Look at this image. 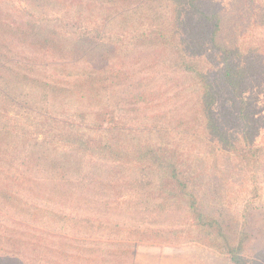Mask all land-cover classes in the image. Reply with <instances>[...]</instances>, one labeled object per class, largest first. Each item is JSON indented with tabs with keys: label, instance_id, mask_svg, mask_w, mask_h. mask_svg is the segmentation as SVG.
I'll use <instances>...</instances> for the list:
<instances>
[{
	"label": "trees",
	"instance_id": "16d2710c",
	"mask_svg": "<svg viewBox=\"0 0 264 264\" xmlns=\"http://www.w3.org/2000/svg\"><path fill=\"white\" fill-rule=\"evenodd\" d=\"M5 1L0 0V138L13 132L21 136L24 132L20 125L10 124L6 117L8 110L16 107L30 111L35 108L40 113H55L68 117L66 119L77 115L86 119L85 108L68 111L62 107L56 111L51 102L57 99L60 103L68 101L81 107L104 98L105 105L111 106L107 112L116 111L117 105H122L120 110L131 121H142L149 113L140 107L141 104L159 101L155 92L163 86L160 94H164V107L161 113L152 116L154 129L144 125L143 131L169 134L156 143L164 149L155 160L172 155L155 164L159 169L156 177L148 175L142 167L139 174L145 177L142 182L154 185L148 193L159 199V207L170 209L183 203L182 208L187 210L185 221L191 218L189 225L194 233L182 237L172 231L168 233L173 235L168 236L162 230L148 229L145 217H139L141 221L138 222L131 217L122 219L126 235L115 241L111 234L117 223L109 217L106 221L98 218L94 199L87 195L92 187L99 185L106 191L116 183L99 182L96 176L91 178L81 170L69 192H57L58 186L50 183V180H57L52 178L35 185L41 190L42 199L34 202L20 191L25 183L23 175L8 168L16 175L13 180L0 183V211L12 214L15 221L5 217L0 221V264H137L134 260L136 246L130 239H152L162 243L187 240L229 255L232 264H246L248 256L243 254L246 235L239 231L234 239L230 238L232 234L224 231L223 218L217 219L215 213L210 215L202 211L203 201L211 208L215 205H211V197L203 195L200 185L206 184L203 175L208 165L216 163L215 157L220 154L226 155L223 150L228 147L239 150L234 156L239 159L248 156V152L257 151L253 143L233 148L232 135L225 137V134H238L249 142L252 133L258 132V126H264V120L256 117L255 109L256 89L264 82V55L255 47H238L241 42L237 39L235 46H230L232 48L212 39L217 30L225 34L228 30L234 32L233 26L243 20V15H249V12L244 13V6L255 4V0H232L228 14L218 13L206 0H80V4L74 3L75 0H20L25 4L22 14L12 6L3 8L7 6ZM100 3L107 10L104 15L98 8ZM185 4H189L188 12ZM251 8L253 12L260 11L259 6ZM14 12L20 19L13 16ZM71 13L80 15L85 21L94 20L96 14L109 21L127 14L136 20V26L145 24V29L138 31L135 38L147 49H157L158 45L148 44L155 41L150 38L156 37L160 38L162 46H169L168 62L166 55H155L148 63H137L132 58L128 59L127 67L109 64L117 47L104 35L98 36L95 24L92 29L95 39L84 44V40L93 36L89 29V32L78 34L84 37L82 42L74 40L69 45L61 31L65 26L63 20ZM255 17L262 21L264 14ZM195 18L199 21L195 22ZM243 25L239 26L240 35L246 28ZM179 28L186 39L179 36ZM97 40L102 43L97 45ZM239 48L247 51L240 52ZM97 58L103 59V68L96 65ZM165 63L166 68H155ZM176 67L179 68L176 70ZM136 71L140 77L130 80ZM158 72L164 77L163 84L168 82L167 86L151 85L145 90L144 80L154 78L152 75ZM246 88L249 89L246 91ZM145 91L150 93L147 99ZM23 104L26 106L22 107ZM133 104L137 106L132 107ZM219 104L216 116L213 106ZM21 146L20 149L23 141ZM22 154L21 163L31 159L27 148H23ZM34 158L35 155L32 160ZM43 166L41 162L36 168ZM68 169L57 167L62 170L61 179L72 175ZM55 174L51 176L58 178ZM106 203L109 206L111 202L107 199ZM18 220L21 221L16 222ZM105 229L106 240H98Z\"/></svg>",
	"mask_w": 264,
	"mask_h": 264
},
{
	"label": "rangeland",
	"instance_id": "374dc122",
	"mask_svg": "<svg viewBox=\"0 0 264 264\" xmlns=\"http://www.w3.org/2000/svg\"><path fill=\"white\" fill-rule=\"evenodd\" d=\"M206 1L214 5L218 13L222 14H228L233 3L232 0ZM5 2L7 6H3V8L7 9L12 6L22 14L25 7L24 1L6 0ZM74 3L80 4V0H75ZM250 4H248V7H246L247 5L244 6V13L249 12V15H243V20L233 26L236 29L234 32L228 30L225 34L220 30L218 33L217 30L212 35V39L222 42L229 48H232L231 45L235 46L234 40L237 39L241 42L237 45L238 47H255L259 54L263 56L264 19L261 21L260 18L255 16L264 14V0H255V4ZM252 6H259L260 11L253 12ZM98 8L102 15L107 13L102 4ZM184 8L187 11L189 4H185ZM254 13H256L255 16ZM13 16L20 19L16 12ZM232 16L230 18L231 22ZM195 19V22L199 21L197 18ZM75 20L79 21L76 22ZM63 22H65V26L61 31L63 33L62 37L69 45L74 40L82 42L84 37L82 38L78 34L84 31L89 32V29L93 36L84 40V44L91 42L93 38H96L94 31H92L93 26L94 24L97 25L99 29L98 36L104 35L111 41H109L110 43H114L117 47L115 55H111L109 58V64L115 63L119 67H127L129 65L127 64L128 59L132 58H135L137 63H148L155 55H166V62H168L169 53H171L169 46H162L160 40H158L160 38L156 37L155 39L150 38V40H155L152 44L148 41L144 42H148L151 46L158 45L157 49L154 50L155 47L147 49L145 45L140 43L139 39L135 38L138 31L145 29V24L143 23L144 25L142 24L140 27L136 26L138 25L136 20L127 14L115 16L110 21L103 20L96 14L94 20L85 21L80 15L71 13ZM142 22L148 21L142 20ZM241 25L246 26L242 31L243 35L238 32ZM182 32V28H179V36L186 39L187 36ZM224 41H228V43H224ZM101 43V40L96 41L97 45ZM242 51H247V49L240 50V52ZM112 52L110 50L109 53L112 54ZM96 65L103 68V59L97 58ZM165 65L166 63L159 64L155 68H166ZM178 68L176 67V70ZM137 72L139 71L134 72L130 80L140 77ZM161 74V72H158L156 75H152L154 78L145 79L143 82L145 90L148 91L151 85H164L162 82L164 77ZM60 78L62 77L58 79ZM97 83H100V81ZM167 83L166 81L164 86H167ZM178 84L177 86H179ZM113 87L111 86V88ZM260 87V89H256L255 99L256 117L260 119L259 121L264 120V82L260 84ZM161 88L163 86H160V89L155 92V95L160 97L159 101H147L141 104L140 107L149 114L142 121L136 122L131 121L127 114L120 110L122 105H117L116 111L107 112L111 109V106L105 105L107 102L104 98L81 107L68 101L60 103L58 99L51 102L56 111L62 107H65L68 111L85 108L86 119L84 120L78 115L66 119L68 117L56 115L55 113H40L35 108H32V111L25 110V108L20 109L19 107L9 109L6 114V117L10 119L9 123L15 126L20 125L24 132L21 133V136H16L13 132L0 138V183H3L4 180H13L16 175L13 170H16L23 175L25 181L20 189L21 193L29 195L31 201L35 202L36 199H42L41 190L35 188V185L52 178L57 180H50V183L58 186L57 192H69L73 188L72 181L76 179V175L82 170V173L90 175L91 178L96 176L99 182L116 183L111 188L107 187L106 191L99 185L92 187L87 195L89 199H94L93 204L96 205L94 210L97 211L98 218L106 221L109 217L113 223H117L111 234L115 241L126 235L123 231L122 219L131 217H135L137 222L141 221L139 217H145L148 229L162 230L168 236L173 235L168 233L172 231H177L176 233L182 237H187L189 233L193 234L194 231L189 225L191 218L188 222L185 221L187 210L182 208L183 203H180V207L170 209L159 207V199H155L153 193H148L152 192L154 185L142 182L141 179L145 177L139 174L140 167H142L143 170L149 172L148 175L156 177L159 169L154 167L155 164H160V161H164L172 155L170 153L169 156H163L155 160V157L160 155L162 149H164V146L156 143H160L162 139L169 137V134L157 133V131H150L149 129L143 131L144 125L151 128V130L154 129L152 116L161 113L160 111L164 107V94H160ZM59 93L63 95V92ZM144 96L147 99L150 93L145 91ZM222 97L226 96L222 95ZM134 106L137 105L133 104L132 107ZM219 108L220 104L213 106V112L216 116L219 113ZM252 134L253 136L249 142L238 134H225V137L232 135L233 148L239 149L253 143V147L257 151L248 152V156H241V159H239L234 157L239 150L233 151L228 147L223 150L226 155L220 154L215 157L216 163L208 165L204 171L203 181L206 184L200 185L203 195L211 197L209 201L211 205L215 206L211 208L207 202L203 201L205 207L202 211L210 215L215 213L217 219L223 218L224 231H229L232 234L230 238L234 239L239 231L246 235L243 251V254L248 256L245 258L246 264H264V126L260 124L258 132ZM22 141L23 148H27V152L31 154V159L23 163H21L24 158L23 148L20 149ZM14 150H19V152L11 154ZM34 155L35 158L32 160ZM41 162H44V166L37 169L36 167ZM58 166L69 167L67 171L72 172V175L66 177V179H61L59 173L62 170H57ZM52 173H56L55 175L58 178L51 176ZM28 186H30V189H27ZM107 199L111 202L109 206L106 203ZM2 217L15 221L12 214L6 213L5 210L0 211V221ZM19 221L21 220L16 222ZM22 222V224L26 223L25 221ZM128 227L139 226L129 225ZM102 234L98 240L105 241L107 230L105 229ZM127 235V237H130V234ZM130 240L136 246L134 260L137 264H232L229 255L220 254L216 249L197 245L187 240L178 243H162L152 239L144 241L141 239ZM235 242L236 240L231 243Z\"/></svg>",
	"mask_w": 264,
	"mask_h": 264
}]
</instances>
